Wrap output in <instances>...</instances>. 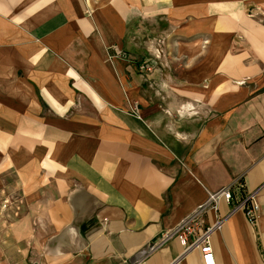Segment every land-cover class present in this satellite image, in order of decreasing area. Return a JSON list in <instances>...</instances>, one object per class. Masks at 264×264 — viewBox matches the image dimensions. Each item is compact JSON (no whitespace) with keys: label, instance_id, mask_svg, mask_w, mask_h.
Masks as SVG:
<instances>
[{"label":"crops","instance_id":"0c3cea01","mask_svg":"<svg viewBox=\"0 0 264 264\" xmlns=\"http://www.w3.org/2000/svg\"><path fill=\"white\" fill-rule=\"evenodd\" d=\"M237 179L264 185V0H0V264H173ZM257 201L216 264H264Z\"/></svg>","mask_w":264,"mask_h":264},{"label":"built area","instance_id":"2783aa9c","mask_svg":"<svg viewBox=\"0 0 264 264\" xmlns=\"http://www.w3.org/2000/svg\"><path fill=\"white\" fill-rule=\"evenodd\" d=\"M263 186L253 191H245L243 181L237 179L232 184L211 193L207 201L176 229L175 233L183 247V253L173 264H181L180 258L193 250H198L201 253L204 264H216L212 243L214 233L224 225L229 215L237 211H241L248 221L255 223L259 217L257 197ZM220 199L233 203V208L228 215L217 216L215 221L205 224L204 219L208 209L219 211ZM4 206L6 207V205ZM134 264H142V262Z\"/></svg>","mask_w":264,"mask_h":264},{"label":"rangeland","instance_id":"374dc122","mask_svg":"<svg viewBox=\"0 0 264 264\" xmlns=\"http://www.w3.org/2000/svg\"><path fill=\"white\" fill-rule=\"evenodd\" d=\"M142 68H145V67L141 65L140 69ZM18 203L19 201H17V197L14 195H5V197L3 198L1 197L0 198V214L7 212V210L10 209L12 215L14 216L15 215L14 213L19 209L17 206ZM4 205H6V207Z\"/></svg>","mask_w":264,"mask_h":264}]
</instances>
